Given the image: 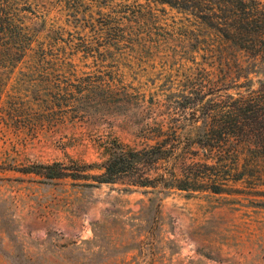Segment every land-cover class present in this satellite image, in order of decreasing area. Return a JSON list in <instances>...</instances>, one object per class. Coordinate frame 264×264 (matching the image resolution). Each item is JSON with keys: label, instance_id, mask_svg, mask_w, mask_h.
<instances>
[{"label": "rangeland", "instance_id": "374dc122", "mask_svg": "<svg viewBox=\"0 0 264 264\" xmlns=\"http://www.w3.org/2000/svg\"><path fill=\"white\" fill-rule=\"evenodd\" d=\"M69 1L77 17L68 0L18 6L35 41L1 82L0 264H264V169L220 194H160L124 180L88 187L20 171L99 164L112 140L141 149L159 124L211 112L208 94L196 105L190 93L217 74L206 59V48L225 51L214 31L143 1ZM109 29L121 42L108 43ZM3 37L1 50L17 51ZM41 53L52 60L36 65Z\"/></svg>", "mask_w": 264, "mask_h": 264}, {"label": "trees", "instance_id": "16d2710c", "mask_svg": "<svg viewBox=\"0 0 264 264\" xmlns=\"http://www.w3.org/2000/svg\"><path fill=\"white\" fill-rule=\"evenodd\" d=\"M27 1L0 0V37L4 39L3 35H9L10 43L17 50L14 53L3 51L4 46L0 44V97L4 72L24 63L35 41L21 18H17L18 6ZM131 1H143L147 7L152 4L188 12L215 32L218 47L225 51L206 48V59L217 74L201 80L190 93L198 96L196 105L202 104L208 94L211 112L201 118L171 119L159 124L149 138L154 144L141 149L112 140L104 149L105 160L99 164L75 162L72 168L54 162L20 171L46 181L70 178L92 182L84 184L88 187L124 180L133 186L158 188L160 194L171 189H205L220 194L223 193L221 186L227 183L259 180L264 169V79L258 76H264V70H258L257 66L264 64V0ZM66 9L77 17V4L68 0ZM109 19L107 21H111ZM115 30L105 32L109 44L121 42L122 36L112 34ZM92 31L99 34L101 29ZM117 31L121 32L118 28ZM83 47L85 54L92 53L90 46ZM240 54L244 61L240 60ZM47 60L45 53H41L36 65L45 64ZM254 83L258 85L256 88ZM207 87L212 90L207 92ZM93 170L98 173L91 174Z\"/></svg>", "mask_w": 264, "mask_h": 264}]
</instances>
